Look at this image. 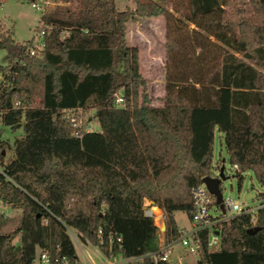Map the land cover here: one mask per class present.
<instances>
[{
  "label": "trees",
  "instance_id": "1",
  "mask_svg": "<svg viewBox=\"0 0 264 264\" xmlns=\"http://www.w3.org/2000/svg\"><path fill=\"white\" fill-rule=\"evenodd\" d=\"M52 1L39 21L41 56L0 34L11 62L0 66V124L22 132L7 162L0 141V202L20 211L18 226L0 234V264H33L41 252L78 264L69 230L107 260L155 264L144 201L162 208V191H175L186 171L188 192L201 185L216 131L229 163L264 188V0H133L132 11L114 0ZM134 18L165 22L162 107L150 106L139 50L126 41ZM78 110H93L98 130L74 137L65 113ZM177 209L165 210L170 240ZM215 227L219 247H204L197 264H264V208Z\"/></svg>",
  "mask_w": 264,
  "mask_h": 264
},
{
  "label": "rangeland",
  "instance_id": "2",
  "mask_svg": "<svg viewBox=\"0 0 264 264\" xmlns=\"http://www.w3.org/2000/svg\"><path fill=\"white\" fill-rule=\"evenodd\" d=\"M116 2L117 11H126V9L123 8L124 0H116ZM132 2L134 3L133 0ZM55 6L56 3L54 2L53 4L48 6L47 11H51ZM62 7L67 8L68 5H62ZM135 19L136 18H134L133 20ZM162 20L164 28H162L161 25L155 26L159 27V29L161 27V29L159 31H154V33L151 34L150 31L146 30L149 29V27L142 24L140 28L141 35H139V39H136L135 37V30L133 28L137 26L134 25L132 28H130L131 36L128 40L129 45L131 44V42H135V40H138L137 44L140 48H138L139 58L141 61L140 66L142 69L140 71L147 82V94L150 100V106L152 107L163 106V98L165 91V22L163 18ZM39 21L40 14L32 9L29 0H0V34L11 32L13 34L12 37L15 42L26 43L27 41H30L37 32ZM189 28H193V26L189 25ZM228 50L231 53L235 54L237 57H241L234 50ZM10 65L11 62L6 52L0 51V66L7 68L6 71H8ZM1 78L2 77L0 74V82L2 81ZM77 115L81 117L83 122H90L93 125L95 131L98 130L97 122L93 117V110H87L83 113L80 112ZM20 136H22L21 131L12 133L8 128L0 124V141H6L10 146L9 150H7V152L5 153L6 162L13 157L14 139ZM222 167L223 176L225 180L221 181L220 190L223 199L230 198L234 203L241 204L243 208L255 206L259 203V201L264 200V188H262L257 183L251 172L248 171L243 173V179L239 184V179L236 177V173L233 170L232 165L228 161L223 135L216 131L213 145L211 173L209 176L212 178H218L220 174V169ZM176 190H164L176 193V200L175 197H170L171 201H168V195L166 196V193H164V199H166V203L168 205H170L171 203H175V205L180 208L173 213L175 222L180 228H188L190 226L188 213L183 208L188 203V201L186 200V195L188 191V181H186V183L182 185L179 190ZM189 193L190 192H188V194ZM148 205L149 204L145 202V207H147ZM154 209L158 210V212L155 214L158 215L159 213H162L164 216L166 215L165 210L153 208V210ZM19 216V210L6 207L0 202V234L9 233L13 231L18 226ZM154 224L158 228L159 234L160 232H163V227L161 226V224H159L157 221H154ZM69 234H71V239L73 241L77 256L79 258L78 264H89L87 257L85 256V254H83L78 244V242L80 241L78 240L75 231L69 230ZM17 242L18 241L16 240V243ZM85 246L88 247L89 254L94 259L95 264H105V260H103L95 252L97 250L96 248L90 245ZM97 252L99 253L98 250ZM198 261L199 258L187 255L181 247L177 246L169 264H197Z\"/></svg>",
  "mask_w": 264,
  "mask_h": 264
},
{
  "label": "built area",
  "instance_id": "3",
  "mask_svg": "<svg viewBox=\"0 0 264 264\" xmlns=\"http://www.w3.org/2000/svg\"><path fill=\"white\" fill-rule=\"evenodd\" d=\"M30 6L33 10L40 14V17L44 15L48 9V6L53 4L52 0H29ZM53 2V3H52ZM46 29L43 23H39L38 30L34 37L30 40V44L27 48V52L31 56H41L44 47V36ZM123 104V98L120 94L115 96V105L121 106ZM81 111H67L65 113V119L69 121L73 128V136L79 138L83 133L94 132L93 125L88 122L82 121L81 117L77 114ZM236 174H242L237 165H232ZM207 191L206 187L201 183L199 186H195L190 189V202L191 209L189 213L190 226L187 229L178 230V237L174 240H170L166 233V215L162 213L158 215L153 212V207L144 206V215L157 221L163 227V232L158 233L157 228V241L156 251L149 255L153 263L163 262L170 263L171 258L175 252L177 246L181 247L183 251L193 257L202 258L204 247L208 250L216 249L219 247V232L215 227L220 222L227 221L235 216L251 214L254 215L258 210L264 208V200L252 207L243 208L241 204L234 203L230 198L223 199L222 208L216 204L215 198ZM252 218V222H253ZM161 227V228H162ZM206 233L205 244L202 239V234ZM71 235V234H70ZM119 242V238H117ZM33 264H53L50 256L47 252H41L38 254ZM54 264H68L66 259L54 260ZM90 264H94L90 261ZM106 264H140V258H133L127 260H108Z\"/></svg>",
  "mask_w": 264,
  "mask_h": 264
},
{
  "label": "crops",
  "instance_id": "4",
  "mask_svg": "<svg viewBox=\"0 0 264 264\" xmlns=\"http://www.w3.org/2000/svg\"><path fill=\"white\" fill-rule=\"evenodd\" d=\"M114 2H115V8H116V10H117V2H116V0H114ZM123 8H125L126 9V11L127 10H133L134 9V3L132 2V0H124V4H123ZM142 22V23H141ZM142 24H144V25H146L147 27H149V29H146V30H148V31H150V34L151 33H154V31H159L160 29H161V27L162 28H164V25H163V20H162V18H136L135 20H133L132 22H130V23H128L127 25H126V41H127V43H129L128 42V40H129V38H130V36H131V33H130V28H132L134 25H136L137 27H134L133 29L135 30V37H136V39H139V35H141V25ZM161 25V27H160V29H159V27H155V26H160ZM159 33V32H158ZM137 42H138V40H135V42H131V44L130 45H132V46H135V47H137V48H139L138 47V44H137ZM129 45V44H128ZM140 49V48H139ZM140 63H141V61H140ZM140 70H142L141 69V66H140ZM186 181H188V185H189V183H190V181H191V177H190V174L188 173V171H186V172H184V184L186 183ZM183 184V182H181L180 183V185L178 186V189L177 190H179L180 188H181V186L182 185H184ZM176 190V191H177ZM164 193H166V196H167V200L168 201H171V198L172 197H175V200L177 199V195H176V193H174V192H169V191H163L162 193H161V197H162V201H163V207L162 208H158V207H153V205H152V203L150 202V201H148V200H145L144 201V206H145V202H147L151 207H153V208H158V209H161V210H172L173 208H177V205H175V203H173L172 205H166V199H164ZM187 193H188V191H187ZM187 196V195H186ZM171 197V198H170ZM148 205V206H149ZM175 212V210H173L172 211V215H173V218H174V213ZM188 219H189V215H188ZM175 220V219H174ZM176 223V222H175ZM176 225H177V223H176ZM177 228H178V230H181V229H187L186 227H184V228H180L178 225H177ZM189 228V227H188ZM78 244H79V246H80V248H81V250H82V252H83V254H85V256L87 257V260H88V263L90 264V261H92L94 264H95V262H94V259L91 257V255L89 254V251H88V247L87 246H85L84 244H82V243H80V242H78ZM96 250V249H95ZM103 260H105V264H106V262L108 261L104 256H102V254L100 253H98L97 252V250L95 251ZM78 260H79V258H78ZM121 260H118V262H120Z\"/></svg>",
  "mask_w": 264,
  "mask_h": 264
},
{
  "label": "water",
  "instance_id": "5",
  "mask_svg": "<svg viewBox=\"0 0 264 264\" xmlns=\"http://www.w3.org/2000/svg\"><path fill=\"white\" fill-rule=\"evenodd\" d=\"M225 180L223 176V167L220 169V174L218 178H212L210 176L204 177L201 183L206 187L207 191L214 196L216 204L222 208V194L220 190L221 181ZM258 231L257 228L250 229L249 233H254Z\"/></svg>",
  "mask_w": 264,
  "mask_h": 264
},
{
  "label": "bare ground",
  "instance_id": "6",
  "mask_svg": "<svg viewBox=\"0 0 264 264\" xmlns=\"http://www.w3.org/2000/svg\"><path fill=\"white\" fill-rule=\"evenodd\" d=\"M153 212H154V213H157V212H158V210H157V209H154V210H153Z\"/></svg>",
  "mask_w": 264,
  "mask_h": 264
}]
</instances>
